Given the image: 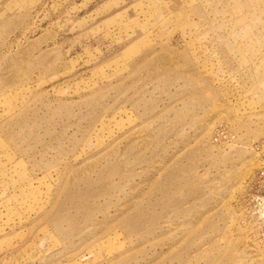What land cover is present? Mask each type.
<instances>
[{"label":"rangeland","instance_id":"374dc122","mask_svg":"<svg viewBox=\"0 0 264 264\" xmlns=\"http://www.w3.org/2000/svg\"><path fill=\"white\" fill-rule=\"evenodd\" d=\"M264 0H0V264H264Z\"/></svg>","mask_w":264,"mask_h":264},{"label":"built area","instance_id":"2783aa9c","mask_svg":"<svg viewBox=\"0 0 264 264\" xmlns=\"http://www.w3.org/2000/svg\"><path fill=\"white\" fill-rule=\"evenodd\" d=\"M252 147L257 157V168L248 178L245 209L255 215L264 226V141L255 143Z\"/></svg>","mask_w":264,"mask_h":264}]
</instances>
